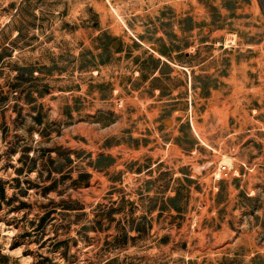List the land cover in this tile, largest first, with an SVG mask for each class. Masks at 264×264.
Here are the masks:
<instances>
[{"label": "rangeland", "instance_id": "374dc122", "mask_svg": "<svg viewBox=\"0 0 264 264\" xmlns=\"http://www.w3.org/2000/svg\"><path fill=\"white\" fill-rule=\"evenodd\" d=\"M0 180V264H264V0H0Z\"/></svg>", "mask_w": 264, "mask_h": 264}, {"label": "trees", "instance_id": "16d2710c", "mask_svg": "<svg viewBox=\"0 0 264 264\" xmlns=\"http://www.w3.org/2000/svg\"><path fill=\"white\" fill-rule=\"evenodd\" d=\"M21 152H23V153H22L21 157L18 159V161H19L20 163H23V162H24V159H25V154H26L28 151L23 150V151H21ZM17 153H18V148H17V147H16V148H15V147H11V148L8 149L7 155H8V157H11L12 154H17ZM22 171H23V168H19V169H17V172H18V173H20V172H22ZM14 180L16 181L17 179H14ZM5 185H6V182L0 180V213H1L2 210H3V206H5V205H9L10 201H12V200H10V199L7 198ZM51 190H52V187H48V188H46V189H45V195H47ZM19 209H20V208H16V210H19ZM49 215H50V214L48 213V214H46V215L42 218V222H43V223L46 221V219L49 217ZM48 240H50V239H48ZM64 243H65V242H60V243H58V244L56 245V248L60 250V249L62 248V246H63ZM115 263H116V260H111V261H109V262L106 263V264H115Z\"/></svg>", "mask_w": 264, "mask_h": 264}, {"label": "built area", "instance_id": "2783aa9c", "mask_svg": "<svg viewBox=\"0 0 264 264\" xmlns=\"http://www.w3.org/2000/svg\"><path fill=\"white\" fill-rule=\"evenodd\" d=\"M226 169V168H225Z\"/></svg>", "mask_w": 264, "mask_h": 264}]
</instances>
